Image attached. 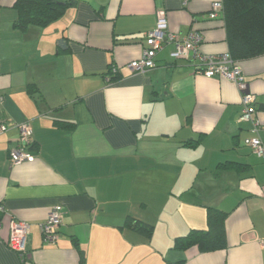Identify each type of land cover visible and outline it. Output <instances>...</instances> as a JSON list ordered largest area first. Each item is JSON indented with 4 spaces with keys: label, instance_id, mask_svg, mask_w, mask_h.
Here are the masks:
<instances>
[{
    "label": "crops",
    "instance_id": "obj_1",
    "mask_svg": "<svg viewBox=\"0 0 264 264\" xmlns=\"http://www.w3.org/2000/svg\"><path fill=\"white\" fill-rule=\"evenodd\" d=\"M14 1L0 0V264H264V158L238 120V89L172 60L169 44L155 68H128L158 11L170 32H198L203 55L228 52L221 13L208 16L221 0H71L25 30L13 27ZM238 66L264 143V55ZM24 122L35 159L12 165ZM56 206L48 242L39 225ZM207 207L227 214L226 247L174 250L176 236L206 228ZM11 220L30 226L20 253L7 243ZM128 220L152 224L150 239Z\"/></svg>",
    "mask_w": 264,
    "mask_h": 264
},
{
    "label": "built area",
    "instance_id": "obj_2",
    "mask_svg": "<svg viewBox=\"0 0 264 264\" xmlns=\"http://www.w3.org/2000/svg\"><path fill=\"white\" fill-rule=\"evenodd\" d=\"M222 11V2L216 1L211 4L209 18L214 19ZM155 27L144 34V47L139 58L131 61L128 68L133 73H142L156 67V55L165 44L172 45L173 49L169 56L172 60H186L195 63V70L206 78H219L235 85L241 94V112L239 122L249 123L250 137L248 145L252 154L257 158H264V143L259 136V122L255 118V95L248 89L242 71L230 57L229 53L219 55H203L200 51L202 43L201 35L196 31H190L186 36L181 37L169 31L165 13L158 11L156 14ZM110 71L116 72L115 67ZM7 130V127L0 123V133ZM19 137L15 147L9 150V162L12 165L23 162L31 163L35 157L31 154V129L29 124L24 122L18 125ZM3 212L0 207V213ZM62 223V209L54 207L44 223L39 225L45 241L53 242L57 237V231ZM30 226L27 223L17 220L10 221V230L7 243L11 250L23 252L26 248L27 236ZM264 249V241L261 242Z\"/></svg>",
    "mask_w": 264,
    "mask_h": 264
},
{
    "label": "trees",
    "instance_id": "obj_3",
    "mask_svg": "<svg viewBox=\"0 0 264 264\" xmlns=\"http://www.w3.org/2000/svg\"><path fill=\"white\" fill-rule=\"evenodd\" d=\"M221 16L226 31V42L231 59L238 64L264 55V0H221ZM73 5L71 0H15L13 8L17 18L13 27L25 30L29 26L44 28L59 19L65 10ZM59 50H67V41H57ZM114 79V77H112ZM28 93L32 85H28ZM239 166L237 164H230ZM226 213L222 210L206 208V228L191 229L185 235L176 236L173 249L186 251L195 248L198 252H212L226 247L224 223ZM144 237L150 239L154 226L142 221H127ZM77 244V243H75ZM82 256V255H81Z\"/></svg>",
    "mask_w": 264,
    "mask_h": 264
}]
</instances>
